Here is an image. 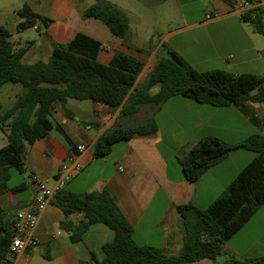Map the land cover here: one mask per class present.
<instances>
[{
  "label": "crops",
  "instance_id": "crops-1",
  "mask_svg": "<svg viewBox=\"0 0 264 264\" xmlns=\"http://www.w3.org/2000/svg\"><path fill=\"white\" fill-rule=\"evenodd\" d=\"M208 1L220 14L218 17L215 15L208 23L223 22L222 28L195 31L190 39L183 42L190 43L192 52L196 53L200 60L199 64L206 69H198L195 61L180 47L170 45V48L199 72L223 69L233 74L250 73L263 76L264 38L255 33L251 26H244L246 22L242 21L240 13L259 7L264 20V0H256L244 10H237L223 0ZM20 9H13L12 14L7 15L8 19L22 17L17 13ZM8 10L9 8L5 11ZM81 12L75 9L71 0H52V14L55 20L51 19L52 22L45 27V31L40 33L39 41L24 44L17 39L15 33H18L17 26L20 22L16 26L10 24L9 40L14 47L25 48L23 62L30 64L46 61L55 44L66 43L76 32L88 35V22L91 19L80 20ZM81 22H86L83 28L78 25ZM176 31L168 36L172 37ZM120 42L121 40L116 38L112 43H118V47H114L115 50L142 61L133 51L121 49ZM164 42L163 39L160 40L150 52V63L147 67L143 65L134 87L146 81L154 64L153 56L158 53L160 44ZM102 51L98 54V60L107 63L114 51L106 53V59L101 60ZM157 90L158 86H155L149 93L155 94ZM168 103L173 105L174 109L167 108ZM66 107L71 117H67L62 108L55 105L51 110V119L63 129L71 144L53 127L47 136L26 146V172L23 177L28 179L27 182L22 181L19 185L10 186L15 188V191L0 194V208L5 214V221L12 222L18 210L30 205L36 189L34 177L53 187L60 164L66 157L75 154L82 164L81 170L71 177L62 189L77 195L107 191L132 226V236L136 243L158 249L166 255L178 254L187 243L177 207L191 204L199 209L207 208L255 155L252 152L244 154L246 152L239 149L233 150L219 163L206 170L194 183L183 178L178 158L183 157L194 144L206 137L214 136L226 143L237 144L249 135L264 136V107L260 103L215 108L174 96L159 109L151 104H142L132 115L120 114L121 107L108 113L104 106L91 103V115L86 113L84 119L78 117V109H73L68 101ZM126 117L139 122L127 125L129 119ZM150 119L156 122V131L152 135L135 136L118 142L104 157L92 156L94 143L112 126H138ZM6 125L7 121L4 122L3 130L0 129V148L7 142ZM79 145L85 148L82 152L75 149ZM82 219V212L64 215L54 200L50 201L37 217L33 232L36 246L19 254L15 264H79L80 261H100L104 256L101 247L112 241L113 232L105 225L95 223L88 227L80 241L73 243L64 231L63 224L78 223ZM231 237L224 243L223 253L237 254L239 250L230 244ZM189 264H215V261L200 260Z\"/></svg>",
  "mask_w": 264,
  "mask_h": 264
},
{
  "label": "trees",
  "instance_id": "trees-1",
  "mask_svg": "<svg viewBox=\"0 0 264 264\" xmlns=\"http://www.w3.org/2000/svg\"><path fill=\"white\" fill-rule=\"evenodd\" d=\"M223 1L235 7L239 1L252 5L256 0ZM17 13L24 17L18 29L34 26L36 19L44 27L52 22L32 12L27 5ZM80 17L82 20H99L111 35L121 40L123 46L131 47L127 43V18L108 1L95 0L81 12ZM240 18L264 38V20L259 7L240 13ZM9 38V30L0 26V86L20 84L22 91L12 106L0 113L1 130L7 121V142L0 148V194L15 191L8 184L11 169L19 174L26 172L27 145L47 136L53 127L71 144L67 134L51 119L55 105L71 117L66 107L68 99L91 101L94 105L104 106L108 113L121 107L122 115L134 114L142 104H151L159 109L174 96L215 108L264 104V75L233 74L223 69L199 72L174 49L162 44L163 54H158L146 81L134 87L144 63L118 50L113 52L107 63H102L98 60L99 52L104 49L102 43L82 32H76L66 43L55 44L46 61L30 64L22 60L25 48L14 47ZM146 52L150 54V51ZM155 86H158L157 92L150 94L149 90ZM155 131L156 124L152 119L138 126L112 127L94 143L92 156L104 157L114 144L135 136H149ZM236 149L252 152L255 157L218 198L205 209L191 204L177 207L187 243L176 255H166L158 249L136 243L132 226L107 191L77 195L65 189L59 190L54 203L64 215L73 212L83 214L78 223L63 224L71 242L80 241L88 227L95 223H101L113 232L112 241L101 247L104 256L100 261H80L79 264H189L215 260L223 252L224 243L264 204V136L249 135L237 144L226 143L214 136L206 137L178 158L183 178L194 183L206 170ZM12 235V222L5 221L0 208V261L8 254ZM224 264H264V255L243 260L230 257Z\"/></svg>",
  "mask_w": 264,
  "mask_h": 264
},
{
  "label": "rangeland",
  "instance_id": "rangeland-1",
  "mask_svg": "<svg viewBox=\"0 0 264 264\" xmlns=\"http://www.w3.org/2000/svg\"><path fill=\"white\" fill-rule=\"evenodd\" d=\"M106 1L113 4L127 18L129 26L127 31V43L131 46V49L122 46L121 42L119 44L120 48L138 54V56L142 58L146 67L148 63H150L148 60L149 54H147L146 51H153L154 47L163 39V41H165L162 44L163 46L170 47V45H176L180 47V49H182L192 61H195L198 69H206L203 65L199 64L200 60L196 57L197 54L192 52L190 43L183 42H185L186 39H190L195 31L222 28L221 25L223 22L213 24L208 23V21L214 19L215 15H217V17L220 15L219 12L213 9L208 0ZM71 2L74 3L76 10L83 11L91 6L95 0H71ZM25 3L38 15L46 16L55 20V17L52 14V0H0V26L8 29L10 24L13 23L16 26L19 22L23 21L24 18L22 17H12V19H8L9 17H7V15L9 13L12 14V10L16 9V7L22 8L23 5H26ZM8 8L9 10L5 11ZM14 15H16L15 12ZM207 16H210L211 18L208 19ZM79 18L81 20L80 16ZM200 22L201 24H197ZM85 24L86 22H81L78 25L83 28ZM88 24L90 27L88 31L86 30L88 35L95 39H99L103 43L102 45L104 49L101 52V60H105L106 56L104 55L114 51V47H118V43H116V45L114 44L115 46L112 44L117 37L111 35L108 29L99 20L91 19ZM34 26L31 25L24 29H18V33H15V37L20 39L24 44L25 42L30 43L34 40L35 42L39 41L40 33L45 31V27L40 24L37 19L35 20ZM38 26L39 29H37ZM244 26L250 25L246 23ZM174 31H176L175 34L172 37H169L168 34ZM160 46L158 53L153 56L152 63L158 57V54H163ZM136 49H140L141 52ZM262 87L264 88V83L262 84ZM20 91H22L20 84L6 83L0 86V113L13 105L17 99L16 97H18L17 95L21 93ZM68 103L73 109H78L76 113L80 119H84L86 113L91 115V101L68 99ZM168 104L169 105H166L168 106L167 108L174 109L173 105H170V103ZM262 106L264 107V104H262ZM126 118L129 119L127 125H133L139 122L134 118ZM239 150H242L241 152H246L244 154L247 155L250 153L246 150L243 151V149ZM10 174L11 178L8 183L9 186L19 185L22 181L27 182L28 180L26 177H23V174L17 173L14 169L10 170ZM230 244L237 248L239 253L230 254L222 252L215 258V260L211 261H215V264H224V262L230 257L237 260H243L264 255V204L262 207L258 208L249 221L231 237Z\"/></svg>",
  "mask_w": 264,
  "mask_h": 264
},
{
  "label": "built area",
  "instance_id": "built-area-1",
  "mask_svg": "<svg viewBox=\"0 0 264 264\" xmlns=\"http://www.w3.org/2000/svg\"><path fill=\"white\" fill-rule=\"evenodd\" d=\"M247 2H237L235 8L244 10L250 7ZM210 19V16H207ZM84 146H76V151L82 152ZM82 164L75 154L69 155L60 164L53 187L34 177L36 185L35 193L30 205L15 213L12 221L13 235L9 245L7 256L0 261V264H15L16 257L24 251L36 246L37 241L33 234L37 217L45 209L50 201L54 200L55 194L61 190L68 180L81 170Z\"/></svg>",
  "mask_w": 264,
  "mask_h": 264
}]
</instances>
